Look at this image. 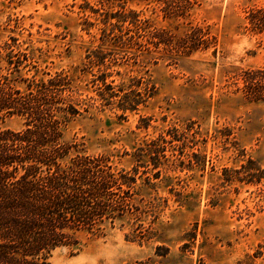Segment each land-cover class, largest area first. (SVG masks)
I'll return each instance as SVG.
<instances>
[{
  "label": "rangeland",
  "instance_id": "374dc122",
  "mask_svg": "<svg viewBox=\"0 0 264 264\" xmlns=\"http://www.w3.org/2000/svg\"><path fill=\"white\" fill-rule=\"evenodd\" d=\"M119 7L146 24L129 50L106 37L103 21ZM263 8L264 0H0V46L73 80L82 115L64 142L136 179L125 219L102 235L82 233L50 264H264V101L240 91L241 76L264 67V29L249 20ZM125 98L136 109L121 111ZM187 126L197 133L166 136L158 157L138 154ZM22 128L20 117L0 119L1 130ZM151 158L163 163L155 179Z\"/></svg>",
  "mask_w": 264,
  "mask_h": 264
},
{
  "label": "trees",
  "instance_id": "16d2710c",
  "mask_svg": "<svg viewBox=\"0 0 264 264\" xmlns=\"http://www.w3.org/2000/svg\"><path fill=\"white\" fill-rule=\"evenodd\" d=\"M119 8L103 21L106 37L110 47L129 50L147 37L146 24L139 13ZM249 20L254 31H262L264 8ZM19 48L0 46V119H23L20 131L0 129V264H50L57 248L78 245L82 233L102 235L125 219V198L136 179L115 169L107 157L85 155L64 142L68 123L82 115L73 80L67 73H39L36 65L25 64L29 57ZM241 79L247 99L264 101V67ZM127 102L121 111L136 109L137 101ZM196 133L194 126L172 128L145 143L138 154L158 157L166 136L178 140ZM150 164L155 170L151 176L158 178L163 163L151 158Z\"/></svg>",
  "mask_w": 264,
  "mask_h": 264
}]
</instances>
